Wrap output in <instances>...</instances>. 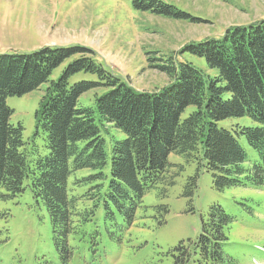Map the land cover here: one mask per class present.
I'll use <instances>...</instances> for the list:
<instances>
[{
	"label": "trees",
	"instance_id": "obj_1",
	"mask_svg": "<svg viewBox=\"0 0 264 264\" xmlns=\"http://www.w3.org/2000/svg\"><path fill=\"white\" fill-rule=\"evenodd\" d=\"M142 2L134 1L136 9L191 19L157 0ZM184 51L204 58L219 75L210 78L171 57L158 67L172 83L160 93H148L136 91L84 47L0 55V201L31 190L47 211L56 264H88L101 246V214L110 239L129 230L148 192L158 190L163 196L176 185L178 174L169 162L172 154L212 173L219 190L264 188V20ZM72 58L76 59L60 79L50 81L53 71ZM78 74L95 80L70 84ZM49 82L36 116V134L45 135L48 152L41 155L34 143L24 140L23 126L11 123L13 111L7 99L28 95ZM101 87L109 90L97 96L95 109L79 107L84 94ZM190 106L198 110L183 120ZM245 116L261 127H237L231 132L217 125ZM109 126L126 135L114 143L110 158L101 135ZM241 137L247 139L255 161L242 147ZM82 170L93 175L79 179L76 173ZM197 177L186 187L190 195L197 188ZM162 208L168 212L166 207L158 209ZM237 217L213 205L197 241L180 242L175 248L173 264H239L226 249Z\"/></svg>",
	"mask_w": 264,
	"mask_h": 264
},
{
	"label": "rangeland",
	"instance_id": "obj_2",
	"mask_svg": "<svg viewBox=\"0 0 264 264\" xmlns=\"http://www.w3.org/2000/svg\"><path fill=\"white\" fill-rule=\"evenodd\" d=\"M134 1L144 4L142 0H0V55L30 54L45 47H84L136 91L160 93L172 83L158 67L166 65V60L173 57L174 62L190 63L214 79L219 75L217 70L211 69L204 58L184 50L206 40H220L230 29L264 20V0H157L188 14L191 19L186 20L136 9ZM75 59L55 69L50 81L60 79ZM94 80L78 74L70 84ZM49 85L7 99L13 111L11 123L23 126L24 140L34 143L41 155L48 152L44 149L45 135L36 134V116ZM108 90L101 87L87 92L80 98L79 107L95 109L97 96H104ZM197 110L196 106L188 107L182 119ZM217 125L231 132L237 127H261L249 116L226 119ZM101 135L109 158L114 143L126 138L121 130L110 126L102 128ZM239 141L255 161L247 139L241 137ZM169 162L178 174L176 185L163 196L158 190L148 192L129 230L110 239L104 217L99 216L101 246L88 264H173L175 248L180 242L197 241L202 221L215 204L238 216L226 249L238 254L241 264H264V188L219 190L217 178L199 170L196 163L176 154ZM197 174V188L190 195L191 189L186 187ZM91 175L90 170L76 173L79 179ZM243 205L253 208V216ZM159 207H166L168 212ZM0 217V264H56L47 211L35 201L30 189L17 198L1 200Z\"/></svg>",
	"mask_w": 264,
	"mask_h": 264
}]
</instances>
